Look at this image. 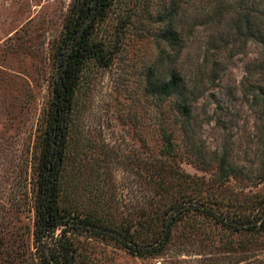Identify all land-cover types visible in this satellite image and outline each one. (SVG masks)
Wrapping results in <instances>:
<instances>
[{
	"label": "rangeland",
	"instance_id": "obj_1",
	"mask_svg": "<svg viewBox=\"0 0 264 264\" xmlns=\"http://www.w3.org/2000/svg\"><path fill=\"white\" fill-rule=\"evenodd\" d=\"M82 1L0 0V264H39L44 137L65 26ZM92 39L60 178V206L98 229L76 238V264H264V229L198 212L154 255L99 233L155 245L176 201L262 223L264 0H113ZM152 74L179 78L189 119L180 91L148 93Z\"/></svg>",
	"mask_w": 264,
	"mask_h": 264
},
{
	"label": "trees",
	"instance_id": "obj_2",
	"mask_svg": "<svg viewBox=\"0 0 264 264\" xmlns=\"http://www.w3.org/2000/svg\"><path fill=\"white\" fill-rule=\"evenodd\" d=\"M112 2L113 0H83L79 6L76 2L65 26L59 67L54 79V101L45 131L38 179L34 245L39 264H76V238L82 236L83 232L98 230L88 218L67 212L60 206V178L67 148L68 121L77 81L85 61L98 55L92 43L93 32L99 19ZM179 91L182 97L177 103V108L182 117L187 120L191 116V109L186 94L181 90L179 78L174 75L166 81L157 79L153 74L149 76L148 93L150 95L158 99H167ZM169 144H171L170 141ZM184 204L176 201L167 209L162 223L163 230L155 245L144 247L137 244L135 240L126 243L116 235L99 233L117 240L130 253L143 257L159 253L170 239L174 225L185 214L191 212L203 213L235 231L264 229V218L258 226L257 223L249 226L235 225L226 222L214 208L205 207L193 201Z\"/></svg>",
	"mask_w": 264,
	"mask_h": 264
},
{
	"label": "built area",
	"instance_id": "obj_3",
	"mask_svg": "<svg viewBox=\"0 0 264 264\" xmlns=\"http://www.w3.org/2000/svg\"><path fill=\"white\" fill-rule=\"evenodd\" d=\"M43 2H47V3H52V2H55L56 0H41Z\"/></svg>",
	"mask_w": 264,
	"mask_h": 264
}]
</instances>
